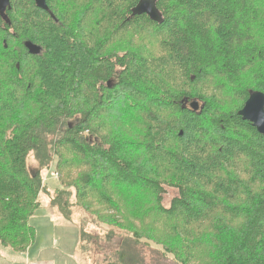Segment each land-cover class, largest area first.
<instances>
[{
    "label": "trees",
    "instance_id": "obj_1",
    "mask_svg": "<svg viewBox=\"0 0 264 264\" xmlns=\"http://www.w3.org/2000/svg\"><path fill=\"white\" fill-rule=\"evenodd\" d=\"M139 1L45 0L44 11L10 0L0 20V244L21 254L35 244L29 221L53 163L51 208L78 207L123 232L116 261L103 264H137L141 241L177 264H264V138L238 115L250 91L264 94V5L157 0L155 23L131 18ZM131 31L154 45L110 49ZM128 104L138 153L129 120L104 121ZM166 188L176 192L168 208Z\"/></svg>",
    "mask_w": 264,
    "mask_h": 264
},
{
    "label": "rangeland",
    "instance_id": "obj_2",
    "mask_svg": "<svg viewBox=\"0 0 264 264\" xmlns=\"http://www.w3.org/2000/svg\"><path fill=\"white\" fill-rule=\"evenodd\" d=\"M259 6L264 5V0H259L257 2ZM80 14V13H79ZM76 14V15H79ZM93 19V17H91ZM95 22V20L93 21ZM149 33L146 31H131L129 34L124 35L119 40H116L114 43L110 44L109 47L111 50L118 51V54H124L123 51L129 50L131 47H148L147 43H152V39L149 38ZM149 38V39H148ZM1 39V37H0ZM1 42V40H0ZM149 45V44H148ZM11 52L10 53H20L21 49L18 42L12 41L11 43ZM117 46V47H115ZM254 70L247 73L244 79L248 84L252 83V74ZM252 73V74H251ZM234 100V99H233ZM236 103L235 101H233ZM127 106H114L108 108L109 111L104 117V121H113L111 124L113 127L117 128L116 117H121L126 121L132 123V128L130 133L126 136V139L129 140L128 143L132 147V152L138 153L139 147L137 146L139 141L134 136L136 134L137 126V117L134 115V108H131V105ZM116 108V111H114ZM109 124V125H111ZM129 128V125H127ZM118 133L119 131H114ZM29 168L34 174L37 170V160L33 155L29 156L28 159ZM51 168L47 171L41 172L42 178V192L38 195L37 202L40 204V209L31 217L29 223L30 225L36 228V236L39 237V240L34 247L30 248V258L25 257L26 254L21 253H12L9 249H5L0 245V263L3 264H35L36 262H43V246L47 256L52 257L55 260V264H103L104 261H116L115 253L117 251V246L121 242L123 237V232L117 228H108L103 226H98L93 224L92 218L87 216L83 210L78 207H71L66 214L60 212L61 215L66 216L71 221L64 220V218L59 217L57 210L49 206V201L51 194L54 193L53 190L59 188L58 183V174L55 172V164H51ZM43 184L48 189V194L43 193ZM176 192L172 188H166L165 194L163 196V206L168 208L170 201L175 196ZM71 200V199H70ZM43 216L45 218L43 219ZM49 218L52 219V223L49 224ZM55 235H58L59 238L50 237L48 233L53 228ZM79 225V226H78ZM81 226V228H80ZM43 228L45 233L43 234ZM80 229L84 233L82 239L83 243L80 241ZM79 231V233H77ZM111 232L115 233L116 238L108 239L107 236ZM43 236L51 238L48 242L43 245ZM120 236V237H119ZM79 244V248L77 246ZM82 244V246H81ZM136 254L140 261L137 264H177L174 262L173 257L164 252L163 248L152 242L141 241L136 243ZM76 246V247H75ZM82 247H85L84 249ZM82 248V250H81ZM80 249V250H79ZM163 252L165 255H163ZM12 253V257L8 255ZM28 253V252H27Z\"/></svg>",
    "mask_w": 264,
    "mask_h": 264
},
{
    "label": "water",
    "instance_id": "obj_3",
    "mask_svg": "<svg viewBox=\"0 0 264 264\" xmlns=\"http://www.w3.org/2000/svg\"><path fill=\"white\" fill-rule=\"evenodd\" d=\"M37 8L47 11L45 0H34ZM157 0H140L137 5L131 10V18L134 16L146 15L151 21L161 23L162 16L156 6ZM10 0H0V15L5 19V11L8 9ZM27 48L32 53H38L39 48L27 44ZM183 107L187 106L193 112H199L202 109V104L194 100L188 103L187 99L182 101ZM238 115L245 122L251 124L256 132L264 138V94L260 92L250 91L248 98L243 105Z\"/></svg>",
    "mask_w": 264,
    "mask_h": 264
},
{
    "label": "crops",
    "instance_id": "obj_4",
    "mask_svg": "<svg viewBox=\"0 0 264 264\" xmlns=\"http://www.w3.org/2000/svg\"><path fill=\"white\" fill-rule=\"evenodd\" d=\"M40 209V208H39ZM38 211V210H37ZM36 211V212H37ZM35 212V213H36ZM58 212V211H57ZM58 215H59V217H62V218H64L59 212H58ZM45 218V216H43V219ZM64 220H68V221H71L72 219H65L64 218ZM53 221H52V219H50L49 218V224H51ZM53 226V225H52ZM79 226V225H78ZM34 227V226H33ZM35 228V227H34ZM50 231L48 232V233H50V237L52 238V236L54 237V238H59V236L58 235H55V231H54V226H53V228L52 227H50ZM35 230H36V228H35ZM45 233V229L43 228V234ZM77 233H79V231H77ZM51 238H48V237H45V236H43V245H44V243H46V242H48V240H51ZM38 240H39V237L38 236H36V241H35V244L34 245H36L37 244V242H38ZM1 245V244H0ZM34 245L32 246V247H34ZM2 246V245H1ZM77 246H78V248H79V244L77 243ZM3 248H5V249H8V248H6V247H4V246H2ZM31 247V248H32ZM76 247V246H75ZM80 250V249H79ZM9 251H11L10 249H9ZM12 252V251H11ZM28 252V253H27ZM26 253H24V254H26L25 255V257L27 258V259H29L30 258V250H28ZM12 253H15V252H12ZM12 253H9L8 255H10L11 257H12ZM16 254V253H15ZM43 259H45L43 262H46V263H42V262H36L35 264H55V260L52 258V257H48L47 256V254H46V252H45V248H44V246H43ZM0 264H3V263H0ZM27 264V263H26ZM62 264V263H61ZM63 264H68V263H63ZM88 264V263H87ZM90 264V263H89Z\"/></svg>",
    "mask_w": 264,
    "mask_h": 264
},
{
    "label": "flooded vegetation",
    "instance_id": "obj_5",
    "mask_svg": "<svg viewBox=\"0 0 264 264\" xmlns=\"http://www.w3.org/2000/svg\"><path fill=\"white\" fill-rule=\"evenodd\" d=\"M5 17V19H3V17L0 15V20L7 22V17L5 15H3Z\"/></svg>",
    "mask_w": 264,
    "mask_h": 264
}]
</instances>
